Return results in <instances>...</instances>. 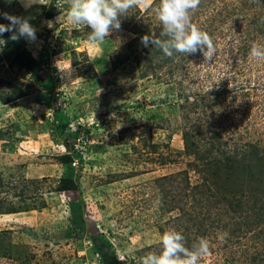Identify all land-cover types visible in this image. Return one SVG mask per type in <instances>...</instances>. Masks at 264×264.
Wrapping results in <instances>:
<instances>
[{
    "label": "rangeland",
    "instance_id": "rangeland-1",
    "mask_svg": "<svg viewBox=\"0 0 264 264\" xmlns=\"http://www.w3.org/2000/svg\"><path fill=\"white\" fill-rule=\"evenodd\" d=\"M42 2L0 0L37 29L0 51V264H142L167 230L208 240L198 264H264V0H200L209 63L143 46L160 0L102 45Z\"/></svg>",
    "mask_w": 264,
    "mask_h": 264
},
{
    "label": "clouds",
    "instance_id": "clouds-1",
    "mask_svg": "<svg viewBox=\"0 0 264 264\" xmlns=\"http://www.w3.org/2000/svg\"><path fill=\"white\" fill-rule=\"evenodd\" d=\"M19 2L26 8L33 4H44L42 0ZM137 3L138 0H71L66 15L73 24L89 27L88 39L102 45L113 31L121 29V17L129 15V10L135 8ZM199 4L200 0H160L156 16L162 26L160 36L164 39L156 38L155 33L146 34L141 37L143 46H155L168 57L177 53L189 55L202 52L205 61L209 63L216 51L213 38L191 22V13ZM0 15L9 21L8 24L0 23V40L3 41L0 51L6 43L3 39L5 33H11L12 41L21 38L27 42L37 40V29L30 22L32 17H20L7 12ZM251 55L264 57V46H253ZM159 240L160 252L148 253L142 264H198L209 253L207 239L201 238L189 247L186 237L179 230H167Z\"/></svg>",
    "mask_w": 264,
    "mask_h": 264
},
{
    "label": "trees",
    "instance_id": "trees-1",
    "mask_svg": "<svg viewBox=\"0 0 264 264\" xmlns=\"http://www.w3.org/2000/svg\"><path fill=\"white\" fill-rule=\"evenodd\" d=\"M114 264H121V263H120V262H118V261H115V262H114Z\"/></svg>",
    "mask_w": 264,
    "mask_h": 264
}]
</instances>
